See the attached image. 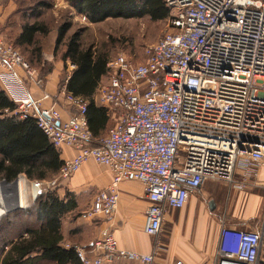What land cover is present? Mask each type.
I'll return each instance as SVG.
<instances>
[{"label": "built area", "instance_id": "built-area-1", "mask_svg": "<svg viewBox=\"0 0 264 264\" xmlns=\"http://www.w3.org/2000/svg\"><path fill=\"white\" fill-rule=\"evenodd\" d=\"M166 5L172 10L168 30L144 48L143 62L118 55L106 64L108 78L94 101L114 124L100 138L88 128L87 101L65 86L58 95L66 118L56 99L42 105L49 94L30 95L18 70L38 89L44 82L0 38V86L15 105L5 112L33 119L57 150L75 151L58 179L68 181L88 161L112 174L81 217L110 218L120 182L135 181L147 201L143 232L155 238L166 211L182 209L205 181L242 190L246 178L264 166V0H166ZM238 172L241 179L235 180ZM20 179L5 181L0 190L14 199V209L3 215L25 209L18 200ZM32 186L36 198L40 184ZM263 245L264 223L258 231L222 226L214 264H264ZM158 250L157 243L149 254L119 249L109 228L100 229L88 249L75 247L81 264H154Z\"/></svg>", "mask_w": 264, "mask_h": 264}, {"label": "trees", "instance_id": "trees-1", "mask_svg": "<svg viewBox=\"0 0 264 264\" xmlns=\"http://www.w3.org/2000/svg\"><path fill=\"white\" fill-rule=\"evenodd\" d=\"M67 2L74 12L85 16L91 24L101 23L107 19L142 18H148L151 22H164L172 16V10L166 5V0H67ZM36 6L33 13L20 22L15 33L13 31L4 33L7 30L4 25L0 31L8 35L7 40L12 41L11 44L15 48L30 49V56L39 62L41 49L38 38L46 37L50 29L40 20L41 11L48 8V5L39 2ZM72 27V23L68 21L56 29L53 55L61 49L59 56L63 66L61 72H65L64 77H61V73L59 75L57 93L65 86L67 93L87 101L88 128L94 137H104L109 129L108 123L114 124V119L106 108L95 103L94 95L97 87L107 81L106 64L110 61L109 55L104 49L84 46L79 31L69 34ZM122 56L126 57L124 54ZM68 64L73 66L70 73L66 72ZM51 72L52 69L43 77H37L45 82V77ZM21 80L26 88L27 83L33 85L25 75ZM56 98L57 96L53 97ZM14 109V103L0 86V180L10 181L21 174L30 181L58 176L64 163L60 159V150L49 143L33 119L20 120L7 114ZM87 193L88 191L80 193L67 191L62 197L51 191L41 193L30 209L3 218L0 221V229L3 227L0 231V264H81L75 252V244L68 247L63 245L62 225L67 220L70 223L74 222L90 206L92 200L91 202L85 200L83 205L81 203L84 200L78 199ZM28 219L32 220V223L23 224V221ZM92 220L93 223L98 222V218ZM92 241L83 247L88 249Z\"/></svg>", "mask_w": 264, "mask_h": 264}, {"label": "crops", "instance_id": "crops-1", "mask_svg": "<svg viewBox=\"0 0 264 264\" xmlns=\"http://www.w3.org/2000/svg\"><path fill=\"white\" fill-rule=\"evenodd\" d=\"M4 19L5 14L0 12V23H3ZM53 49L54 47L50 57L53 55ZM68 66L71 71L73 66L70 64ZM60 70L57 66L53 73L45 77L42 91L30 83L25 88L35 99H41L44 93L49 94L51 98L42 101L44 107L50 106L53 97L57 96L62 118H66L67 106L59 99L57 93ZM17 72L22 78L23 73L19 70ZM74 154L72 148L64 147L60 150V159L70 160ZM102 168L103 170L96 171L89 161L84 163L66 181L68 190L76 192L79 187H82V191L90 187L99 190L106 188L112 174L106 167ZM240 179L238 172L235 180ZM246 182L244 189L237 190L222 182L205 181L189 197L182 209L166 211L162 231L155 238L143 232L147 201L142 186L135 181L124 180L118 186V205L113 215L110 218H98V222L94 223L93 220L83 219L81 215L74 222L70 223L69 220L63 222V245L66 247L75 244V247H83L97 238L100 229L109 228L118 248L122 250L149 254L157 243L159 250L154 264H173L177 261L182 264H214L222 226L242 231H258L263 226L264 166L260 168L256 177H247ZM17 212L19 211L15 213ZM260 258L264 259V245Z\"/></svg>", "mask_w": 264, "mask_h": 264}, {"label": "rangeland", "instance_id": "rangeland-1", "mask_svg": "<svg viewBox=\"0 0 264 264\" xmlns=\"http://www.w3.org/2000/svg\"><path fill=\"white\" fill-rule=\"evenodd\" d=\"M44 2L48 5V8L41 11L40 20L47 24L50 29V33L44 37L38 38V43L41 49V60L39 62L34 61L33 57L30 56V49L16 48L22 58L29 64L34 70L36 75L43 77V75L52 69V72L57 69V66L62 69V63L59 60L61 49L56 55L51 54V50L54 47L56 38V29L63 22H71L72 29L69 34L74 31L81 33V42L84 46H93L95 49H104L109 55V59H114L117 55H125L128 59H131L135 63L143 61L144 48L156 42L161 38L168 30L167 21L164 22H151L148 18L142 19H107L101 23L91 24L88 21H83L76 12L69 6L67 0H0V12L5 14L3 23H0V29L6 26L4 33H15L18 30L20 22L30 16L34 9L37 7V3ZM4 25V26H3ZM0 38L5 42L11 44L12 41L7 40L8 35L2 34L0 31ZM49 55V56H48ZM67 71L70 72V67L67 66ZM61 77H64L65 72H61ZM60 79V78H59ZM29 85V83H27ZM43 89H40L42 91ZM113 123H108V128ZM106 129V130H107ZM94 167L93 170H103V166L97 165L94 161H89ZM21 179L25 180V191L27 194L28 203L25 209H30L36 198L45 192H54L58 196L62 197L67 193V182L58 179V176H50L44 180H28L23 174L20 175ZM20 179V180H21ZM3 180H0L2 182ZM55 181V185L52 182ZM40 184L41 193L34 198L37 190L33 188L32 184ZM87 187V186H85ZM76 193H80L82 187H79ZM78 189V188H76ZM99 189L88 188V193L84 194L83 197H79V200H84L81 204L84 205L85 200L91 202L93 195ZM90 205V203H89ZM90 206H88L89 208ZM87 208V210H88ZM22 211V210H17ZM15 211H10L1 218L2 221L5 217H12L16 214ZM13 213V214H11ZM17 217V216H16ZM21 222V221H20ZM23 224H31L32 220L23 221ZM3 227H1L0 231Z\"/></svg>", "mask_w": 264, "mask_h": 264}, {"label": "bare ground", "instance_id": "bare-ground-1", "mask_svg": "<svg viewBox=\"0 0 264 264\" xmlns=\"http://www.w3.org/2000/svg\"><path fill=\"white\" fill-rule=\"evenodd\" d=\"M25 187H26L25 180H23V179L19 180V183H18V191H19L18 197H19V199L18 200H19L20 207H22V208H25L27 206V203H28L27 202L28 201L27 194H26V191L24 190ZM0 196H1V193H0ZM12 204H14V203H12ZM5 206H3L2 202L0 201V217L3 215L4 211L8 209V205H5Z\"/></svg>", "mask_w": 264, "mask_h": 264}, {"label": "water", "instance_id": "water-1", "mask_svg": "<svg viewBox=\"0 0 264 264\" xmlns=\"http://www.w3.org/2000/svg\"><path fill=\"white\" fill-rule=\"evenodd\" d=\"M4 185H5V181L0 182V190H2L4 188L3 187ZM14 186H15V184H14ZM13 200L14 199L12 196H8V195H1L0 196V201L2 202L3 206L8 205V209H10V210L14 209V206L12 204Z\"/></svg>", "mask_w": 264, "mask_h": 264}]
</instances>
